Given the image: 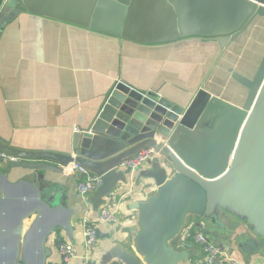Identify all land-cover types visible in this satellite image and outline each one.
Masks as SVG:
<instances>
[{
    "label": "water",
    "instance_id": "water-1",
    "mask_svg": "<svg viewBox=\"0 0 264 264\" xmlns=\"http://www.w3.org/2000/svg\"><path fill=\"white\" fill-rule=\"evenodd\" d=\"M22 12L140 44L198 37L226 49L264 18V0H0V28ZM230 71L247 89L240 105L205 85L182 105L160 89H139L119 78L68 149L24 150L0 140V151L17 158L0 171V264H47L50 235L58 229L74 235L69 165L76 161L100 176L86 199L100 208L119 185L130 183L121 163L150 147L157 153L134 184L157 188L131 204L138 210L130 227L131 248L115 242L103 256L105 263L186 262L191 250L176 248L174 241L191 217L227 234L223 212L246 224L248 229L233 238L244 254L264 252V56L253 78Z\"/></svg>",
    "mask_w": 264,
    "mask_h": 264
},
{
    "label": "crops",
    "instance_id": "crops-1",
    "mask_svg": "<svg viewBox=\"0 0 264 264\" xmlns=\"http://www.w3.org/2000/svg\"><path fill=\"white\" fill-rule=\"evenodd\" d=\"M237 42L226 49L216 40L198 37L168 44H140L46 15L22 12L0 28V140L24 150L68 149L74 133L96 118L106 94L119 78L139 89H160L182 105L192 101L201 85L240 105L247 89L232 78L230 71L240 60L231 50L242 51V42ZM246 63L239 72L249 75L247 71L254 66ZM9 168V161H0V171ZM139 171H129L130 183L119 185L106 197L104 205L120 220L97 223L104 236L91 242L86 228L97 221L100 209L87 202L88 197L79 195L78 174L65 169L69 204L76 208L72 216L74 235L64 229L50 235L52 253L47 264H120L117 260L105 263L103 256L115 242L124 249L131 248L130 227L138 219V210L131 204L146 200L157 188L154 184L135 186ZM23 191L29 193L26 187ZM220 219L229 229L227 234L205 220H190L204 222L206 231L214 233L210 237L226 247L230 258L227 264H264V252L244 254L233 239L248 229L246 224L224 212ZM178 238L174 241L176 248L191 250L188 260L180 264H194L201 256L199 245L188 241L177 247ZM62 243H71L75 249V255L67 261L60 253Z\"/></svg>",
    "mask_w": 264,
    "mask_h": 264
},
{
    "label": "built area",
    "instance_id": "built-area-1",
    "mask_svg": "<svg viewBox=\"0 0 264 264\" xmlns=\"http://www.w3.org/2000/svg\"><path fill=\"white\" fill-rule=\"evenodd\" d=\"M156 153L157 152L152 147L143 149L138 154L125 159L121 163V166L129 171L139 170L147 165L149 161L153 159ZM11 160H17V158L0 151V161ZM68 168L71 172L78 174L77 189L79 195L82 197L87 198L97 189L101 183L100 176L92 173L90 169L76 161L73 162L72 165H69ZM99 209L100 211L97 221L90 222L85 232L89 241L91 242H96L104 236L103 232L98 229L97 223L102 222L114 224L120 220V216L106 205L101 206ZM178 239L181 244L187 243L188 241H194L199 245L203 257H198L194 264H227L230 261L226 247L215 242L209 236V233L206 231L205 227L197 226L195 220H190L188 222V224L180 233ZM59 249L64 260L66 261L75 255V249L71 243H62L60 244ZM87 264L95 263L89 261Z\"/></svg>",
    "mask_w": 264,
    "mask_h": 264
},
{
    "label": "rangeland",
    "instance_id": "rangeland-1",
    "mask_svg": "<svg viewBox=\"0 0 264 264\" xmlns=\"http://www.w3.org/2000/svg\"><path fill=\"white\" fill-rule=\"evenodd\" d=\"M210 41H213V40L210 39ZM239 41L242 42L240 44L242 46V51L238 50V48L231 49L232 53L236 52L235 55L237 59H240L238 63H235L231 66V67H234V69L237 71H240L242 66H244L243 63L245 62V60H247L246 64H249L252 60H255L258 54L263 50L264 48V19L262 21L260 20L256 21V23L249 29V31L239 38L237 43H240ZM228 73H230V71H228ZM207 79H208V76H206L204 81H206ZM213 81L214 79L211 78L210 83H213ZM192 218L193 217H191V219ZM209 236L214 237V233L209 232ZM175 244L177 247L180 245L179 239L176 241ZM201 257H203V254H201Z\"/></svg>",
    "mask_w": 264,
    "mask_h": 264
},
{
    "label": "trees",
    "instance_id": "trees-1",
    "mask_svg": "<svg viewBox=\"0 0 264 264\" xmlns=\"http://www.w3.org/2000/svg\"><path fill=\"white\" fill-rule=\"evenodd\" d=\"M264 19V18H263ZM264 56V48L263 50L258 54V56L256 57L255 60H252L250 63H252V65L254 66V68L251 70V71H246L249 73L250 76H254L256 71H257V68L259 66V63L261 62L262 60V57ZM236 82H238L237 80H235ZM239 83V82H238ZM240 84V83H239ZM242 87H244L243 85H241ZM245 88V87H244ZM20 263H23V261L21 260Z\"/></svg>",
    "mask_w": 264,
    "mask_h": 264
},
{
    "label": "flooded vegetation",
    "instance_id": "flooded-vegetation-1",
    "mask_svg": "<svg viewBox=\"0 0 264 264\" xmlns=\"http://www.w3.org/2000/svg\"><path fill=\"white\" fill-rule=\"evenodd\" d=\"M248 77H250V78H253L254 76H250V75H248V74H246Z\"/></svg>",
    "mask_w": 264,
    "mask_h": 264
}]
</instances>
